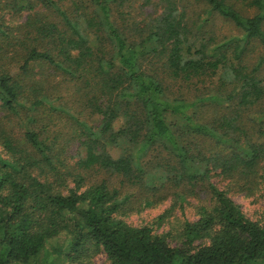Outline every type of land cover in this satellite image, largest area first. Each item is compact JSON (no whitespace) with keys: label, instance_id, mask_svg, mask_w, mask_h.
<instances>
[{"label":"trees","instance_id":"16d2710c","mask_svg":"<svg viewBox=\"0 0 264 264\" xmlns=\"http://www.w3.org/2000/svg\"><path fill=\"white\" fill-rule=\"evenodd\" d=\"M139 1L0 0V264H31L58 237L73 263L97 249L104 264H264V222L230 194L264 182V112L243 119L264 97L263 62L245 60L264 47V0ZM216 14L241 35L198 39ZM221 70L192 98L171 92ZM196 193L178 233L160 231L175 204L158 223L127 220Z\"/></svg>","mask_w":264,"mask_h":264},{"label":"rangeland","instance_id":"374dc122","mask_svg":"<svg viewBox=\"0 0 264 264\" xmlns=\"http://www.w3.org/2000/svg\"><path fill=\"white\" fill-rule=\"evenodd\" d=\"M146 0H140L139 3H142ZM186 3H191L190 7L193 9H197V11H200L202 9V6L196 5L194 3V0H183ZM148 5L146 7L147 11L154 12L155 10H158L157 0H150L148 2ZM239 6L241 8V11L248 15H253L256 10L255 8H249L245 5L239 3ZM0 14H3L0 12ZM28 16V11L21 12L19 14L10 13L7 15V19L10 20V25L13 26L14 24L19 23L23 19L25 20ZM9 34H11L8 31ZM201 36L198 37V39H202L203 37H210L214 36L217 39V42H221L227 39H230L235 36L241 35V31L235 26V24L222 16L216 14L214 15L207 26L205 27V33H201ZM0 36V41H1ZM8 41H11V44L8 46V55H13L18 48V45L16 44L17 40L10 39ZM7 43V42H6ZM6 44H0L1 46ZM264 47L259 44L258 41H254L250 46L249 50L245 52V60L247 64L252 68L261 62H263V66L261 70L259 71V76L264 81ZM16 60H12L11 58H8V61L16 62ZM36 71H39V67L36 68ZM225 70H221L217 73L213 78H206V83H196L193 85H184L181 83H171V92L176 95L185 96L188 98L194 97L197 93H202L205 91V87L211 88L212 86L215 87L220 82L217 81L218 78L223 77V73ZM226 75L228 73L226 72ZM229 87L228 89H230ZM69 99V96L66 94L64 97L63 102H67ZM68 105V104H67ZM70 106V105H69ZM251 110H246L245 114L243 116V119L246 123H249V117L252 116H258V112L262 113L264 112V97L260 102L250 107ZM248 111V112H247ZM3 113L0 111V119ZM264 139V138H263ZM1 149V147H0ZM77 145L73 144L67 147L66 149V155L72 159L75 157L72 161H75L77 159ZM115 154L118 152L115 150ZM264 164V163H263ZM214 181L218 183L220 186H225L226 181L229 179H223L222 176H214ZM239 186V185H238ZM236 185H233L232 188H230V194L232 198L239 203L244 211L255 220H258L260 222H264V194H263V186L264 182H260L259 188L253 191H245L243 188H239ZM197 194H194L192 197L188 196V203L181 206L180 203L172 202V200L169 198L165 201H162L152 207H149L141 212L133 211L130 213V215L127 217V220L134 225H145V224H152V223H158V217L164 213L166 210L171 208L173 204H175V207L171 210V213L168 214L164 218L163 225L160 228V231L163 230H172L173 233H178L182 227V224L184 222L185 216H189L190 218H194L196 215L195 207L198 203H200L201 199L197 197ZM203 194V193H199ZM191 201V202H190ZM68 243L66 241L65 237H58L51 239L45 251L37 257L35 260L31 262V264H81V263H73L71 262L67 257V250H68ZM93 256L92 261L94 264H104L106 262V254L102 250L93 249Z\"/></svg>","mask_w":264,"mask_h":264}]
</instances>
